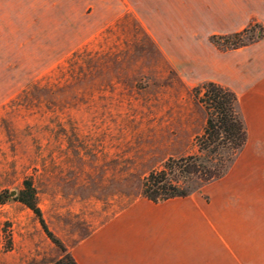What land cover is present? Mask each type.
Masks as SVG:
<instances>
[{"label":"rangeland","instance_id":"374dc122","mask_svg":"<svg viewBox=\"0 0 264 264\" xmlns=\"http://www.w3.org/2000/svg\"><path fill=\"white\" fill-rule=\"evenodd\" d=\"M246 29L253 41L244 47L212 43ZM260 29L264 0H0V194H9L0 204V264H56L64 255L16 199L27 180L67 251L120 216L123 237L136 216H160L177 205L145 200L141 183L169 158L197 152L206 114L192 90L205 82L241 96L248 142L240 155L262 159L243 182L249 192L225 194L221 211L264 199ZM245 167L222 187L241 183ZM214 187L185 202L216 205ZM202 226L181 235L196 236Z\"/></svg>","mask_w":264,"mask_h":264},{"label":"crops","instance_id":"0c3cea01","mask_svg":"<svg viewBox=\"0 0 264 264\" xmlns=\"http://www.w3.org/2000/svg\"><path fill=\"white\" fill-rule=\"evenodd\" d=\"M242 81V88L246 89L247 95H251L254 92L252 86L249 85L248 80L244 82L242 79ZM236 95L241 107V96L238 93ZM258 95L257 93L256 98L254 97L256 101H258ZM257 104L255 103V106ZM258 161L262 159L258 156L245 157L242 153L228 174L203 186L207 188L215 185L214 188L219 192V203L214 206L185 202L186 198H176L160 203L144 198L155 205L161 204L160 206L177 202V200L179 203L178 206L171 207V210L162 211L160 216H136L138 220L136 225L133 221L132 225L129 223L127 227H123V234L129 231L123 237L117 233L119 231L117 226L123 219L120 216L69 248L68 252L78 264H264V199L240 200L239 205H235L237 208L227 210L231 206L226 205V212L221 211L224 205L222 197L225 194L242 193V196L244 192H249L248 185L243 186V182L246 184L248 177L258 171L255 164ZM242 162L246 166L245 174L241 175L242 182L232 185L230 190L223 188L221 182L229 180L230 177L233 178V174ZM234 180L237 181L238 178ZM232 196L235 197L234 195L228 197L233 199ZM181 200L182 203H180ZM201 207L212 211L205 210L203 213ZM163 208L160 207V210ZM206 212L222 213L210 217L206 216ZM140 220H144L143 223L139 222ZM201 224L204 231L200 234L189 235V237L181 235L182 232L192 229L190 225L199 230L198 226ZM45 235L47 240L53 243L46 233ZM65 248L67 249L66 246ZM20 264L25 263L20 262Z\"/></svg>","mask_w":264,"mask_h":264},{"label":"trees","instance_id":"16d2710c","mask_svg":"<svg viewBox=\"0 0 264 264\" xmlns=\"http://www.w3.org/2000/svg\"><path fill=\"white\" fill-rule=\"evenodd\" d=\"M261 30V29H260ZM249 29L228 36H213L212 43L229 50L248 45ZM261 36L264 30H261ZM194 100L203 108L206 123L195 138L197 152L169 158L158 170L151 171L141 183L139 196L154 203L187 198L204 185L223 178L232 168L248 141V131L236 93L215 82H205L192 90ZM9 199L5 191L0 204ZM16 199L38 217L47 236L60 248L63 257L56 264H78L62 242L48 229L38 203V192L32 181H25Z\"/></svg>","mask_w":264,"mask_h":264}]
</instances>
